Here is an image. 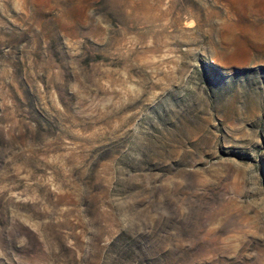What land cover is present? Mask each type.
<instances>
[{
    "label": "rangeland",
    "instance_id": "rangeland-1",
    "mask_svg": "<svg viewBox=\"0 0 264 264\" xmlns=\"http://www.w3.org/2000/svg\"><path fill=\"white\" fill-rule=\"evenodd\" d=\"M0 264H264V0H0Z\"/></svg>",
    "mask_w": 264,
    "mask_h": 264
}]
</instances>
